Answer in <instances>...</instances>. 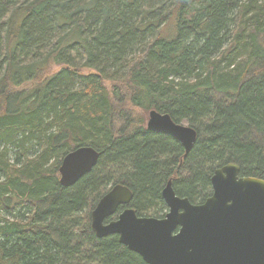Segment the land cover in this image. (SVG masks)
Segmentation results:
<instances>
[{
    "label": "trees",
    "instance_id": "16d2710c",
    "mask_svg": "<svg viewBox=\"0 0 264 264\" xmlns=\"http://www.w3.org/2000/svg\"><path fill=\"white\" fill-rule=\"evenodd\" d=\"M133 108L187 122L189 151ZM82 145L96 164L61 184ZM229 162L264 179V0H0V264H148L91 229L107 185L161 217L168 180L199 203Z\"/></svg>",
    "mask_w": 264,
    "mask_h": 264
},
{
    "label": "water",
    "instance_id": "95a60500",
    "mask_svg": "<svg viewBox=\"0 0 264 264\" xmlns=\"http://www.w3.org/2000/svg\"><path fill=\"white\" fill-rule=\"evenodd\" d=\"M146 128L176 138L185 152L196 138L192 126L155 109L148 111ZM98 157L89 145L69 150L60 160L59 182L72 185ZM210 182L211 193L192 203L168 180L161 190L167 207L161 217L138 215L128 206L132 191L114 183L91 209L90 227L98 238L118 235V242L148 264H264V179L241 176L239 166L229 162L213 171Z\"/></svg>",
    "mask_w": 264,
    "mask_h": 264
},
{
    "label": "rangeland",
    "instance_id": "374dc122",
    "mask_svg": "<svg viewBox=\"0 0 264 264\" xmlns=\"http://www.w3.org/2000/svg\"><path fill=\"white\" fill-rule=\"evenodd\" d=\"M229 47H227L228 49ZM60 68V66H53L52 67V71H57ZM84 73L89 74V73H94L93 70L90 69H84L83 70ZM107 86L108 88H110L109 90H111L113 84H110L109 82H107ZM133 113L134 115L138 116V117H142L144 119V124L146 125V122L148 120V111L146 112L145 110L139 109V108H133ZM184 124H187V122H183ZM31 159H37L38 157L34 154H30ZM113 182H110L107 185V188L111 186ZM149 216V215H148ZM0 217L6 221L11 222V220H13V216L9 213V209H5V207L3 206L0 207Z\"/></svg>",
    "mask_w": 264,
    "mask_h": 264
},
{
    "label": "bare ground",
    "instance_id": "6f19581e",
    "mask_svg": "<svg viewBox=\"0 0 264 264\" xmlns=\"http://www.w3.org/2000/svg\"><path fill=\"white\" fill-rule=\"evenodd\" d=\"M173 120V119H172ZM174 121V120H173ZM175 122V121H174ZM176 124H182V125H185L184 123H177V122H175ZM113 184V183H112ZM124 185V184H123Z\"/></svg>",
    "mask_w": 264,
    "mask_h": 264
},
{
    "label": "flooded vegetation",
    "instance_id": "af4514ba",
    "mask_svg": "<svg viewBox=\"0 0 264 264\" xmlns=\"http://www.w3.org/2000/svg\"><path fill=\"white\" fill-rule=\"evenodd\" d=\"M149 111V110H148ZM181 144V143H180Z\"/></svg>",
    "mask_w": 264,
    "mask_h": 264
}]
</instances>
